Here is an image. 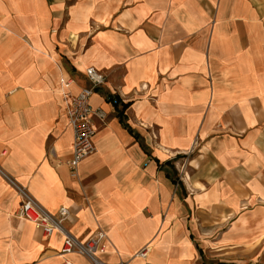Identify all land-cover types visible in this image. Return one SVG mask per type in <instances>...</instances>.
Segmentation results:
<instances>
[{
  "label": "crops",
  "instance_id": "0c3cea01",
  "mask_svg": "<svg viewBox=\"0 0 264 264\" xmlns=\"http://www.w3.org/2000/svg\"><path fill=\"white\" fill-rule=\"evenodd\" d=\"M91 67L107 117L73 174ZM18 189L106 233L104 264H240L264 240V0H0V264H92Z\"/></svg>",
  "mask_w": 264,
  "mask_h": 264
},
{
  "label": "built area",
  "instance_id": "2783aa9c",
  "mask_svg": "<svg viewBox=\"0 0 264 264\" xmlns=\"http://www.w3.org/2000/svg\"><path fill=\"white\" fill-rule=\"evenodd\" d=\"M86 76L91 86L83 88L77 95H71L67 110L68 122L74 134L73 158L68 162L73 174H76L81 162L95 152L96 120L104 121L107 117L103 109H95L91 105V98L95 91L106 83L105 75L91 67L86 70ZM65 86L68 87L69 83L65 82ZM18 191L22 198V203L17 213L18 218L33 224L45 236H50L53 233H62L64 241L60 251L61 255L79 254L88 258L92 264H104L99 259V255L105 253L106 233L99 231L92 237L80 241L64 229V223L70 217L68 209L62 208L58 215H53L26 191L23 189H18ZM147 255L148 249L145 248L136 257L146 259ZM63 264L74 263L65 260Z\"/></svg>",
  "mask_w": 264,
  "mask_h": 264
},
{
  "label": "rangeland",
  "instance_id": "374dc122",
  "mask_svg": "<svg viewBox=\"0 0 264 264\" xmlns=\"http://www.w3.org/2000/svg\"><path fill=\"white\" fill-rule=\"evenodd\" d=\"M239 261L240 264H264V240L257 245L255 250H243Z\"/></svg>",
  "mask_w": 264,
  "mask_h": 264
}]
</instances>
